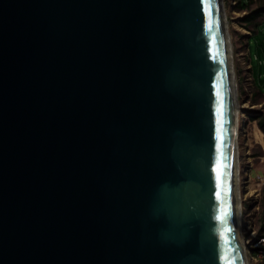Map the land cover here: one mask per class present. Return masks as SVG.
<instances>
[{
	"label": "water",
	"instance_id": "95a60500",
	"mask_svg": "<svg viewBox=\"0 0 264 264\" xmlns=\"http://www.w3.org/2000/svg\"><path fill=\"white\" fill-rule=\"evenodd\" d=\"M222 2L0 0V264H246Z\"/></svg>",
	"mask_w": 264,
	"mask_h": 264
},
{
	"label": "rangeland",
	"instance_id": "374dc122",
	"mask_svg": "<svg viewBox=\"0 0 264 264\" xmlns=\"http://www.w3.org/2000/svg\"><path fill=\"white\" fill-rule=\"evenodd\" d=\"M223 1L225 3V15L232 40V56L233 50L235 53L234 63L239 83L240 103L241 106H244L241 110L244 117H240L241 130L242 132L247 131L246 135L248 136L247 141H244L245 134H242L239 144L240 159H244L243 155L245 151L249 152L253 166L251 175L254 179H257L259 176H264V147L257 141L259 137L258 130L260 129L257 122L253 120V117L258 116L259 113L264 114V17L251 23L245 22L244 18L248 14L247 11H241L237 7H233L231 0ZM244 1L245 3L252 1V10L264 5V0ZM241 29H244L246 32H242ZM236 41H239V47L236 46ZM243 63H247L246 67ZM249 64L251 65V69L245 71L243 68H247ZM246 169L247 167H245ZM252 187L259 189L260 194V211L257 216V228H259L264 221V184L258 187L253 185Z\"/></svg>",
	"mask_w": 264,
	"mask_h": 264
},
{
	"label": "built area",
	"instance_id": "2783aa9c",
	"mask_svg": "<svg viewBox=\"0 0 264 264\" xmlns=\"http://www.w3.org/2000/svg\"><path fill=\"white\" fill-rule=\"evenodd\" d=\"M231 4L233 7H236L238 4L237 0H231ZM225 7V3H224ZM227 18V17H226ZM229 31V27H228ZM232 42V40H231ZM235 53L233 50V64H234V72L236 76V89L238 94V105L241 106L240 103V94H239V83L237 79V74L235 70ZM246 67L247 63H243ZM243 68L245 71L251 69V65L249 64L247 68ZM242 110V109H241ZM241 125V119H239ZM256 123V122H255ZM242 126V125H241ZM240 158V157H239ZM245 167L247 169L245 170ZM238 176L240 178L239 183L244 186V183L251 184L252 186H260L264 183V176H259L257 179H254L251 175V171L253 166L250 168L248 165H244L243 161H240L238 167ZM243 178V179H241ZM257 189V188H256ZM259 189L258 192L255 193V196H245L242 198V207H241V216H242V225L244 227L245 233V247L247 249V254L250 259V264H264V221L261 223L260 227L257 228V216L260 211L259 204Z\"/></svg>",
	"mask_w": 264,
	"mask_h": 264
},
{
	"label": "bare ground",
	"instance_id": "6f19581e",
	"mask_svg": "<svg viewBox=\"0 0 264 264\" xmlns=\"http://www.w3.org/2000/svg\"><path fill=\"white\" fill-rule=\"evenodd\" d=\"M223 4V9H224V17H225V20H226V23H225V27H226V30H227V35H228V42H229V48H230V61H231V67H232V77H233V88H234V99H235V108H236V148H237V166H236V169H237V190H238V212H239V230H240V238H241V249H242V253H243V257H244V260H245V263L246 264H250V259H249V256L247 254V249L245 247L244 244H246V241H245V233H244V227L242 225V216H241V207H242V198L245 197V196H255V193L258 192V189L256 188H253L251 184H248L247 183H244V186L243 184L241 185L239 183V176H238V167H239V164H240V161L243 160V164L244 165H248V167L250 168L252 166V159L250 157V154L248 151H245L244 152V159H240L239 157L240 156V142H241V139H242V134H245V138L243 139L244 141H247V138L248 136L246 135L247 131L245 132H242V128H241V125H240V122H239V119L241 116L244 117L241 109L244 108V106H239L238 105V94H237V89H236V76H235V72H234V65H233V56H232V42H231V35L228 31V24H227V18H226V15H225V7H224V1L222 2ZM242 32H246L244 29H241ZM242 132V133H241ZM259 132V137L257 139L258 143L260 145H262L264 147V139H263V133L262 131L258 130ZM258 135V133H257ZM242 153V152H241ZM243 179V178H241ZM264 184V183H263Z\"/></svg>",
	"mask_w": 264,
	"mask_h": 264
},
{
	"label": "trees",
	"instance_id": "16d2710c",
	"mask_svg": "<svg viewBox=\"0 0 264 264\" xmlns=\"http://www.w3.org/2000/svg\"><path fill=\"white\" fill-rule=\"evenodd\" d=\"M252 1L249 3H242L238 0L237 9L241 11H247L248 14L244 18L245 22H254L259 18L264 17V5L257 7L256 9H251ZM249 27V26H245ZM262 91V90H261ZM253 120L257 122L258 128L264 133V114L259 113L258 116L253 117Z\"/></svg>",
	"mask_w": 264,
	"mask_h": 264
},
{
	"label": "crops",
	"instance_id": "0c3cea01",
	"mask_svg": "<svg viewBox=\"0 0 264 264\" xmlns=\"http://www.w3.org/2000/svg\"><path fill=\"white\" fill-rule=\"evenodd\" d=\"M239 1H241L242 3H245V1L244 0H239ZM248 39V38H247ZM236 46L237 47H239L240 46V44H239V41H236ZM247 50H248V48H247ZM249 52V51H248ZM261 89V88H260Z\"/></svg>",
	"mask_w": 264,
	"mask_h": 264
},
{
	"label": "snow or ice",
	"instance_id": "6c2138e0",
	"mask_svg": "<svg viewBox=\"0 0 264 264\" xmlns=\"http://www.w3.org/2000/svg\"><path fill=\"white\" fill-rule=\"evenodd\" d=\"M221 219H223V216L221 217Z\"/></svg>",
	"mask_w": 264,
	"mask_h": 264
}]
</instances>
